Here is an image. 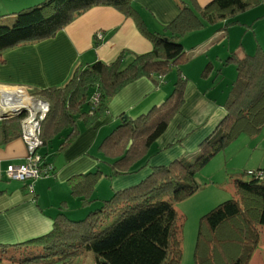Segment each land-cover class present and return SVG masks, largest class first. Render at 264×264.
I'll use <instances>...</instances> for the list:
<instances>
[{
    "label": "trees",
    "instance_id": "trees-1",
    "mask_svg": "<svg viewBox=\"0 0 264 264\" xmlns=\"http://www.w3.org/2000/svg\"><path fill=\"white\" fill-rule=\"evenodd\" d=\"M97 5L134 14L132 0H41L14 12L10 20L0 18V55L18 44L51 37ZM248 6L243 0H213L200 13L211 23L226 19L232 24L231 18ZM7 22L9 25L4 24ZM201 26L190 9L181 8L162 32H146L152 45L149 52L134 55L125 66L122 54L110 63L96 61L76 70L63 87L39 91L37 95L49 103L43 121L50 125H46L45 132H59L74 124L76 115L94 121L107 110L108 101L117 92L142 76L160 84L163 76L184 60L185 50L177 39ZM229 60L235 64L236 77L229 88L226 86L222 102L225 114L199 144L197 156L191 160L181 156L168 165L153 167L144 180L114 192L82 219L70 220L59 214L48 233L23 244L36 254L21 262L61 260L91 252L94 264H180L181 230L173 202L200 187L195 174L212 156L240 135L254 136L264 127V51L241 59L231 56ZM184 83L179 76L159 107L133 119L122 116L119 125L100 143L99 151L111 166L112 175L129 173L152 141L164 132L184 103ZM95 93L99 99L93 107L92 97L88 100V96ZM85 101L91 105L88 112L83 109ZM19 118L1 122L0 133L5 138L19 133ZM43 125L40 138L44 142ZM75 134L76 130L68 134L63 144L71 142ZM100 174L96 170L85 175L88 182L80 191L83 205L89 202L86 192L93 190L92 180ZM240 176L234 179L239 198L221 202L200 218L194 264H248L258 244V228L264 227V179L252 174L249 179ZM111 217L114 220L107 221Z\"/></svg>",
    "mask_w": 264,
    "mask_h": 264
},
{
    "label": "crops",
    "instance_id": "crops-1",
    "mask_svg": "<svg viewBox=\"0 0 264 264\" xmlns=\"http://www.w3.org/2000/svg\"><path fill=\"white\" fill-rule=\"evenodd\" d=\"M39 1L0 0V18L10 20L14 12ZM211 1L132 0L133 16L112 6L97 5L51 37L21 43L1 53L0 106L19 87L36 97L43 89L63 87L76 70L85 69L96 61L110 63L122 54L125 66L134 55L151 50L146 32H162L181 8L190 9L202 23L199 29L188 31L177 39L185 50L184 60L173 66L160 84L155 85L148 76L128 83L108 101L107 110L99 113L94 121L86 115H76L74 124H68L55 133L45 132L46 125L50 123L43 121L45 139L44 142L41 140L36 152L44 165L52 167L46 176L24 181L7 176L8 165L26 163L30 156L20 129V121L26 113L10 117H1L0 114V124L3 120L20 117L16 136L5 138L0 133V249L23 245L45 235L59 214L70 220L83 217L89 208L85 209L86 205L82 204L80 191L88 182L85 175L95 170L102 172L106 182L105 187L93 192L102 199L95 204L99 207L112 193L144 180L153 167L168 165L181 156L191 160L200 153L199 144L213 132L225 114L222 106L226 92L224 82L235 66L229 57L241 59L253 55L244 52L242 45L231 46L228 28L237 23L235 15L231 18L234 20L232 24H227L226 19L211 23L201 16V9ZM243 1L249 6L257 2ZM258 2L263 4L264 10V0ZM96 33L101 34L100 39H96ZM179 76L185 81L184 103L179 111L129 173L112 175L107 181L105 173L111 175L113 170L99 151L100 143L119 125L122 116L133 119L152 107H159ZM89 108L91 105L85 101L84 111L88 112ZM73 130L76 134L71 142L64 145L67 135ZM257 169L264 170L263 167ZM234 176L238 177L239 173ZM230 192L236 194L232 183ZM262 241L264 237L259 234V247ZM260 251L262 255L259 258L264 259L263 246L252 252L248 263L251 261L252 264L255 254Z\"/></svg>",
    "mask_w": 264,
    "mask_h": 264
},
{
    "label": "rangeland",
    "instance_id": "rangeland-1",
    "mask_svg": "<svg viewBox=\"0 0 264 264\" xmlns=\"http://www.w3.org/2000/svg\"><path fill=\"white\" fill-rule=\"evenodd\" d=\"M255 1L257 2L248 6L245 11L234 16L237 23L228 28V36L232 47L242 45L245 49L244 52L258 55L264 51V10L262 9L263 4L258 0ZM4 24L9 25L8 22ZM235 77L236 67L233 65L231 72L225 78L224 86L229 88ZM92 96L89 95L88 100ZM258 167L264 168V127L254 136L240 135L227 147L212 156L211 160L197 171L196 180L200 183V187L186 197L173 202V207L179 217L181 230L182 256L180 264H194L193 249L197 239L200 218L221 202L239 198L237 194L230 192L232 183L235 193L233 179L237 177H233V175L239 173V176L241 175L240 179H249L248 170L255 171ZM111 176L112 173L111 175L105 173L107 181L112 178ZM92 181L94 183L93 190L86 192L89 202L85 204V209L89 208V211L83 217L93 211L97 207L95 204L102 200L93 194L94 190H100L106 185L102 172L98 175L97 180ZM112 195L113 193L107 198ZM77 218L74 220H78ZM113 220L114 217H111L107 221ZM258 230L260 236L264 237V227H260ZM263 246L264 241H262L260 247ZM260 247L257 245L255 250H259ZM35 251L25 245L9 247L6 251L0 249V264H24L25 262L21 261L36 254L31 253ZM260 253L262 252L255 254L252 264H264V259L259 258L262 255ZM26 264H94V256L91 252H85L74 258L66 257L61 260L27 262ZM248 264H251V261Z\"/></svg>",
    "mask_w": 264,
    "mask_h": 264
},
{
    "label": "built area",
    "instance_id": "built-area-1",
    "mask_svg": "<svg viewBox=\"0 0 264 264\" xmlns=\"http://www.w3.org/2000/svg\"><path fill=\"white\" fill-rule=\"evenodd\" d=\"M95 37L96 39H100L101 34L96 33ZM16 90L19 92L16 98L23 94L22 97H25V99L14 101L16 98H10L3 100L2 102L4 103L0 106V114L4 113V117H10L21 112L26 113L20 121V129L22 140L27 146L30 156L27 157L28 161L26 163L8 165L7 176L21 181L34 180L46 176L52 171V167L47 164L44 165L41 157L36 152L37 148L42 144L40 139V126L49 111V103L39 97L30 95L23 87H19ZM98 99V93L93 94L91 98V105L93 107L98 105ZM8 102H12L16 106H11ZM248 174L264 179L263 170L248 171Z\"/></svg>",
    "mask_w": 264,
    "mask_h": 264
},
{
    "label": "bare ground",
    "instance_id": "bare-ground-1",
    "mask_svg": "<svg viewBox=\"0 0 264 264\" xmlns=\"http://www.w3.org/2000/svg\"><path fill=\"white\" fill-rule=\"evenodd\" d=\"M16 95H19V93H18V91H16V93H14V95H12V97H14V96H16ZM11 97V98H12ZM23 99H25V97H22V94H21V96H19V97H17L14 101H16V100H23ZM4 103V102H3ZM2 103V104H3ZM7 103V102H6ZM9 105H11V106H16V104H13L12 102H9L8 103ZM21 104H23V102H21Z\"/></svg>",
    "mask_w": 264,
    "mask_h": 264
},
{
    "label": "water",
    "instance_id": "water-1",
    "mask_svg": "<svg viewBox=\"0 0 264 264\" xmlns=\"http://www.w3.org/2000/svg\"><path fill=\"white\" fill-rule=\"evenodd\" d=\"M5 115H4V113L3 114H1V117H4Z\"/></svg>",
    "mask_w": 264,
    "mask_h": 264
}]
</instances>
